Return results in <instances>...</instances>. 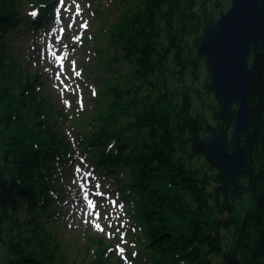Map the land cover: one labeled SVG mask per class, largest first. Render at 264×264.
<instances>
[{"label": "trees", "instance_id": "obj_1", "mask_svg": "<svg viewBox=\"0 0 264 264\" xmlns=\"http://www.w3.org/2000/svg\"><path fill=\"white\" fill-rule=\"evenodd\" d=\"M122 1L116 19L107 14L87 41L94 43L87 77L101 82L74 144L100 178L117 186L134 224L138 249L130 259L264 264V45L251 80V136L239 138L247 159L243 183L254 203L245 210L205 144L219 133L232 151L237 140L235 118L223 115L199 52L206 27L218 23L231 0ZM56 3L0 0V264H76L60 251L55 233L62 175L76 163L65 115L42 91V71L28 72L12 47L47 29ZM26 6L38 15L25 14ZM103 14L98 8L95 16ZM87 241V264H124L102 236Z\"/></svg>", "mask_w": 264, "mask_h": 264}, {"label": "rangeland", "instance_id": "obj_2", "mask_svg": "<svg viewBox=\"0 0 264 264\" xmlns=\"http://www.w3.org/2000/svg\"><path fill=\"white\" fill-rule=\"evenodd\" d=\"M98 8L104 14L97 17ZM122 8V0H57L47 29H39L12 42L14 55L28 72L42 71V91L65 115L63 131L73 146L76 163L62 175L64 205L55 233L60 237V251L76 264H87L91 260V256L86 257L83 252L89 235L102 236L104 244L112 243L109 251L124 264H137L129 259V254L133 255L138 249L131 236L134 224L125 213L123 201L117 199L114 190L117 186L110 180L97 178L98 174H95L97 177L93 175V168L84 161L74 144L80 123L94 110L93 99L101 82L94 74L87 77L94 49L93 40L87 41L101 29L107 14L114 12L111 20L114 21ZM24 12L38 15L37 9L27 6ZM117 68L118 64L111 65L105 74L111 76ZM123 69L127 67L123 65ZM127 177L125 175V179ZM253 204L248 194L241 207L250 210Z\"/></svg>", "mask_w": 264, "mask_h": 264}, {"label": "water", "instance_id": "obj_3", "mask_svg": "<svg viewBox=\"0 0 264 264\" xmlns=\"http://www.w3.org/2000/svg\"><path fill=\"white\" fill-rule=\"evenodd\" d=\"M264 45V0H231L230 9L216 25H209L199 46L211 69V89L222 101L224 116L235 118L237 138L232 151L223 136L211 133L205 140L212 162L226 171L236 202L247 201L250 187L244 185L247 159L240 135L251 136L253 110L250 104L251 80ZM4 155L0 154V196L3 188ZM247 194V195H246Z\"/></svg>", "mask_w": 264, "mask_h": 264}, {"label": "snow or ice", "instance_id": "obj_4", "mask_svg": "<svg viewBox=\"0 0 264 264\" xmlns=\"http://www.w3.org/2000/svg\"><path fill=\"white\" fill-rule=\"evenodd\" d=\"M84 26L86 27L87 25L85 24ZM85 175H90V173H86ZM89 204H91V201H89ZM97 227H99V225H97Z\"/></svg>", "mask_w": 264, "mask_h": 264}]
</instances>
